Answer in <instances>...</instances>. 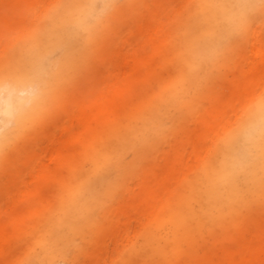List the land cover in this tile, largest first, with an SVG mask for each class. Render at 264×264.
Instances as JSON below:
<instances>
[{
	"label": "bare ground",
	"instance_id": "obj_1",
	"mask_svg": "<svg viewBox=\"0 0 264 264\" xmlns=\"http://www.w3.org/2000/svg\"><path fill=\"white\" fill-rule=\"evenodd\" d=\"M164 1L153 0L156 5ZM168 1L166 8L172 11L183 0ZM24 2L27 4L29 0H0V31L13 24L18 12L22 15ZM109 2L113 3V9ZM221 2H188L187 11L179 21L178 18L174 21L171 42L164 38L154 53L140 58L145 73L155 70L157 64L163 69L167 61L171 62L172 71L153 90L150 100L136 107L127 122L115 120L118 100L122 96L129 98L137 86L126 71L125 75L130 76L126 87L115 83L111 93L100 87L81 99L85 103L81 113L85 128H96L90 138L89 165L81 169V178H75V183L57 200L56 208L47 214V226L35 239L40 251H33L35 261L30 264H60L71 249L78 254L85 252L93 237L105 229L109 209L117 194L127 187L123 182L135 172L139 161L156 152L159 144L178 138L180 130L183 135L175 148L176 159L170 163L172 171L178 172L185 161V152L188 157L199 153L204 137L211 140L213 152L204 164L193 166L185 195L162 221L168 225L167 230L146 232L143 242L132 248V253L141 257L139 264H187L194 257L199 258V264H261L264 169L258 160L248 157L240 161L239 169L225 183L216 181L212 173L221 159L222 137L236 123L247 101L264 94V45L258 36L264 25V0H243L249 12L240 30L225 28L218 15L206 10L210 4ZM143 3L150 4L148 0L61 1L57 5L58 14L51 20L53 27L36 29L32 41L21 44L0 64V80L35 79L44 83L34 111L11 141L0 146V172L13 161L21 144L35 133V126L46 119L59 101L67 100L84 70L95 73L105 54L104 48L121 25H137L142 19ZM101 7L106 11L98 18L93 14L87 31L78 25L81 10ZM140 36L145 37L144 32ZM59 46L63 47L62 55H53L47 62L54 63L43 67L47 53ZM165 47H170L169 54ZM24 60L26 63L22 64ZM29 63L37 69L28 68ZM190 121L195 122L194 127H190ZM110 123H114L113 128L102 134ZM99 136L98 143L92 142ZM68 156L65 148L54 150L51 159L57 158L56 166L63 167ZM117 166L124 170L122 180L115 177L100 186L99 182H105L108 172ZM50 169H47L50 173L55 171ZM170 171L157 175L156 197L162 195L158 189H165ZM13 180L20 191L18 172L12 178L0 180V261L8 255L16 234L33 214V209H20L15 195H9ZM18 195L24 201L31 196L22 192ZM246 221L253 225L250 230L243 228ZM208 238L219 246L204 251L202 247Z\"/></svg>",
	"mask_w": 264,
	"mask_h": 264
},
{
	"label": "rangeland",
	"instance_id": "obj_2",
	"mask_svg": "<svg viewBox=\"0 0 264 264\" xmlns=\"http://www.w3.org/2000/svg\"><path fill=\"white\" fill-rule=\"evenodd\" d=\"M61 1L64 0H29L27 4L24 2L22 15L20 16L18 12L13 24L0 31V64L21 44L27 40L32 41V33L36 29L42 27L46 29L49 25L53 27L51 20L54 15L58 14L57 5ZM148 1L149 6L145 3L141 5L142 19L137 22V25H121L110 43L104 48L105 54L101 62L98 61L95 73L89 70L90 75L88 70H84L81 81L70 90L67 100L64 103L59 101L46 119L35 126V133L21 144V148L14 154L13 161L8 166H4L0 172V180L12 178L18 172L21 181L20 191L13 184L14 180L10 181L9 195H15L14 201L21 207L20 209H33L32 216L19 234H16L8 255L2 258L0 264H30L33 261V251L37 253L41 248L35 239L47 226V214L56 208L57 200L69 186L75 183V178H81V169L88 168L87 154L91 147L90 138L96 128L93 130L85 128L81 120L85 103L81 102V99L88 95L87 93H93V90L100 87L108 93H111L115 83L126 87L128 77H130L125 75L127 72L137 86L129 98L122 96L118 100L115 116L116 121L127 122L134 114L136 107L147 103L153 90L164 82L168 72L172 71L171 62L167 61L163 69L157 64L154 66L155 70L145 73L143 69L141 70L142 60L140 61V58L154 53L156 46L164 38L171 42L175 19L178 18V21L181 19L187 11L185 10L187 3L193 0H188L186 4L184 3L186 0H183L172 11L166 8L169 4L168 0L160 5H156L153 0ZM109 3L113 9V3ZM148 21H151V24L147 25ZM142 32L145 37L140 36ZM258 36L264 45V25L260 27ZM74 40L78 43V37ZM167 48V54H169L170 47H165V52ZM63 51V47L59 46L47 53L43 67L48 64L52 65L54 62H47V59H52L53 55L61 56ZM25 63V60L22 61V64ZM29 64L30 66L27 64L28 68L37 69L35 64ZM38 81L43 87V81ZM189 123H191L190 127L195 126L194 121ZM113 126L114 123L108 124L102 134L106 131L110 132ZM196 126L203 131L206 130V128L204 130L201 126ZM182 135L183 132L180 130L178 138H171L172 141L159 144L156 152L148 155L145 160L139 161L133 170L135 172L123 182H126L127 187L117 194L112 203L105 229L100 235L93 237L85 252L78 254L75 249H71L66 259L60 264L141 263V257L132 253V248L138 247L143 242L146 232L157 229L167 230L168 225L162 221L176 206L177 201L185 195L186 183L193 175V166L204 164L213 152L210 146L211 140L208 137L202 138L199 153L188 157V153L185 152L183 154L185 161L180 164L178 172L175 173L170 163L176 159L175 148L181 143ZM100 139L99 136L97 141L92 142L98 143ZM65 148L68 149L69 156L63 167L59 164L56 166L58 159H51L52 153L54 150L60 151ZM48 168L55 171L50 173L47 171ZM165 170L167 172L171 170L170 177H168L165 189H158L162 195L156 197V177ZM123 174V169L118 166L114 167L108 172L107 180L105 182L101 180L99 184L103 186L115 177L122 180ZM19 192L31 196L24 201L18 195ZM40 192L42 195L39 194ZM242 225L248 230L253 227L250 221L243 222ZM233 233L236 232L233 231ZM223 242L228 244L226 241ZM216 245L219 246L213 239L208 238L202 249L210 251V248L214 249ZM169 247L172 248L173 245ZM198 259L194 257V260H190L187 264H199ZM152 264H157V262H152ZM261 264H264V258Z\"/></svg>",
	"mask_w": 264,
	"mask_h": 264
},
{
	"label": "clouds",
	"instance_id": "obj_3",
	"mask_svg": "<svg viewBox=\"0 0 264 264\" xmlns=\"http://www.w3.org/2000/svg\"><path fill=\"white\" fill-rule=\"evenodd\" d=\"M207 11L218 15L225 28L240 30L249 9L243 0H223L210 4ZM106 8L81 10L78 25L87 31L89 20L104 14ZM40 95L38 80H0V146L11 141L19 127L34 111ZM222 153L213 177L227 182L239 169L240 161L251 157L264 169V94L251 97L241 109L236 123L222 137Z\"/></svg>",
	"mask_w": 264,
	"mask_h": 264
}]
</instances>
